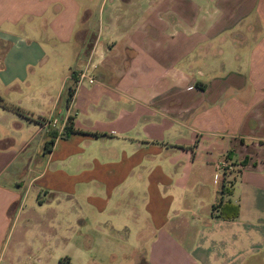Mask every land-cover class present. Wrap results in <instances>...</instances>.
Instances as JSON below:
<instances>
[{"label": "crops", "instance_id": "crops-1", "mask_svg": "<svg viewBox=\"0 0 264 264\" xmlns=\"http://www.w3.org/2000/svg\"><path fill=\"white\" fill-rule=\"evenodd\" d=\"M0 98L1 252L264 264V0H0Z\"/></svg>", "mask_w": 264, "mask_h": 264}, {"label": "rangeland", "instance_id": "rangeland-1", "mask_svg": "<svg viewBox=\"0 0 264 264\" xmlns=\"http://www.w3.org/2000/svg\"><path fill=\"white\" fill-rule=\"evenodd\" d=\"M133 1H135L136 4L138 3V6H141L142 8L146 6L150 7L154 5L156 2V0H133ZM21 222L22 223L18 225V228H16V231L23 224L24 227L27 224L32 229H38L43 227V225L41 224L43 223V217L40 218L39 220L40 225H34L36 223L35 221L30 222V221L22 220ZM11 226L12 224L10 222L8 229ZM17 236L18 234H15V237ZM42 238L43 237H41L40 235L31 236L30 233L28 232V236L26 235L25 237H23L22 240H20V242L17 245L19 247L22 246L21 251H18L17 249L13 250L14 243L10 242L8 247L5 246L4 250L2 249V252L0 250V264H4V261L11 260L14 254H18V256L14 259L16 262H18V264H57V260L54 257L56 253H54L52 249L45 247V245L41 243ZM37 261H40V263H38Z\"/></svg>", "mask_w": 264, "mask_h": 264}, {"label": "built area", "instance_id": "built-area-1", "mask_svg": "<svg viewBox=\"0 0 264 264\" xmlns=\"http://www.w3.org/2000/svg\"><path fill=\"white\" fill-rule=\"evenodd\" d=\"M96 63L94 61H89L84 65L82 69L79 70L77 74V80H76V86L81 85L84 82L93 83L94 82V76H93V70L96 68ZM50 126H55L56 122L51 121L49 122ZM228 165L226 163H220L217 165V170L222 171L225 167Z\"/></svg>", "mask_w": 264, "mask_h": 264}, {"label": "trees", "instance_id": "trees-1", "mask_svg": "<svg viewBox=\"0 0 264 264\" xmlns=\"http://www.w3.org/2000/svg\"><path fill=\"white\" fill-rule=\"evenodd\" d=\"M0 103L4 106H8L6 105L5 103L2 102L1 98H0ZM10 108H12L13 110L17 111V112H22L18 107H15V106H9ZM77 131L74 127H73V123L68 120L66 126H65V134H68V133H72V132H75ZM221 199V198H220ZM222 201V199L220 200V202ZM215 206H213L214 208ZM238 212V207L237 205H233L229 202H225L224 204L220 203L219 205V216H222V217H233V216H236Z\"/></svg>", "mask_w": 264, "mask_h": 264}]
</instances>
